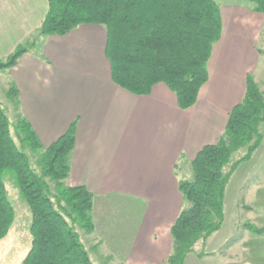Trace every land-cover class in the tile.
I'll return each instance as SVG.
<instances>
[{"label":"crops","instance_id":"crops-1","mask_svg":"<svg viewBox=\"0 0 264 264\" xmlns=\"http://www.w3.org/2000/svg\"><path fill=\"white\" fill-rule=\"evenodd\" d=\"M248 1L218 2L221 35L207 62L208 79L188 108L178 106L175 92L164 82H156L147 94H134L116 84L105 54L106 31L98 23L40 37L13 66L0 70L7 71L8 84L17 89L13 100L17 114L28 120L43 146L75 120L66 184L89 189L93 208L96 199H123L141 208L133 242L105 251L101 264H169L170 226L187 206L178 179L188 178L182 176L191 173L190 160L197 151L223 134L229 111L244 95L246 75L251 73L259 85L264 12L254 10ZM47 9L48 0H0V58L25 43ZM256 149L237 164L227 183L241 168L249 169ZM239 178L230 192L231 208L245 181ZM236 204L235 214L239 209L241 216L247 214L230 216L231 222L244 232L225 248L224 264H264V231L258 234L243 227L246 222L264 226V184L248 187ZM226 215L224 211L220 228L228 222ZM96 240L91 252L100 247ZM201 252V256L189 253L184 264L213 259L209 252Z\"/></svg>","mask_w":264,"mask_h":264},{"label":"trees","instance_id":"trees-1","mask_svg":"<svg viewBox=\"0 0 264 264\" xmlns=\"http://www.w3.org/2000/svg\"><path fill=\"white\" fill-rule=\"evenodd\" d=\"M264 12V0H250ZM82 23L101 24L106 31L105 54L112 80L134 94H147L156 82L175 92L180 108L194 104L200 86L208 79L207 62L220 38L222 20L216 0H48V9L37 30L0 58V70L13 66L37 39L64 34ZM6 95L16 97L10 83ZM264 91L253 75L245 78L240 102L228 113L223 134L203 145L190 160L191 176L178 179L187 206L170 226L173 242L169 264H184L189 253L220 228L224 219V195L228 179L261 142ZM75 141V120L55 140L43 146L22 115L10 120L0 101V239L12 224L14 209L3 181L6 171L30 211V246L19 264H96L78 229L91 232L93 193L84 185L64 182ZM245 152L230 162L231 152ZM37 152L30 163L26 149ZM50 182H53L51 185ZM243 227L262 233L264 226L250 222Z\"/></svg>","mask_w":264,"mask_h":264},{"label":"rangeland","instance_id":"rangeland-1","mask_svg":"<svg viewBox=\"0 0 264 264\" xmlns=\"http://www.w3.org/2000/svg\"><path fill=\"white\" fill-rule=\"evenodd\" d=\"M219 3H231L239 4L244 3L248 4V0H216ZM252 2V1H251ZM243 4V5H244ZM253 6L254 3L252 2ZM264 28V27H263ZM262 38L264 39V29H263ZM27 43L30 42L26 41ZM263 51L259 54L258 58V82L259 87L264 91V44L262 46ZM256 62V59H255ZM7 71H0V101L6 108L8 117L10 120H15L17 117V111L14 106V97H8L6 95V90L8 88V77ZM259 131L262 134V143L258 145L256 149L257 153L255 155V160L249 169L241 168L238 175H235V179L227 183L225 195H224V211L227 212V223L223 225L219 230L213 232L211 236L206 240L205 243L198 241L195 247V251H205L209 252L213 259H203L206 264H224L227 260L226 247L227 245L234 241L241 232H244L242 228L234 227L231 222V217L235 219V216H241L240 213H236L237 207H235L239 199L246 189L252 186L255 188L258 184H264V121L260 123ZM26 152L29 156L30 163L33 167H37L36 156L37 152L26 149ZM245 152V146L239 147L231 152L228 163L224 166V170L227 169L230 162L239 158ZM191 173L188 176L190 177ZM238 176L240 178H245L243 185L240 190L237 191L236 201L234 206L231 208V190L237 184ZM234 178V177H233ZM239 178V179H240ZM237 180V181H236ZM3 181L7 191V197L11 202L14 209V217L12 224L9 228L7 234L0 239V264H19L26 252L29 249L31 235L29 232V223H30V211L28 204L22 198L18 187L15 185L14 180L9 171H6L3 174ZM66 183V181L64 180ZM239 182V181H238ZM53 185V182H50ZM238 185V184H237ZM236 188V187H235ZM188 203V202H187ZM231 208V209H230ZM140 207L134 206L133 201L128 200H108L101 199L95 200L93 208V219L95 221L96 230L95 232H86L84 229H78L80 237L84 242V245L88 251H92L91 244L96 241H101L100 247L97 251L91 252L93 260L97 264H101L104 261L102 254L105 251H108L110 248H126L128 245L133 242L132 235L135 231L136 220L138 218ZM232 211V213H230ZM247 212H243L242 216L246 215ZM241 216V217H242ZM229 229H231L229 231Z\"/></svg>","mask_w":264,"mask_h":264}]
</instances>
